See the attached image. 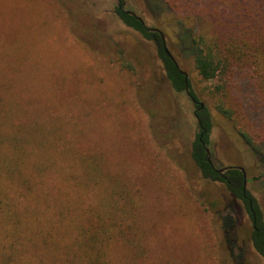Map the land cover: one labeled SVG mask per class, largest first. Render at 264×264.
I'll use <instances>...</instances> for the list:
<instances>
[{
	"label": "rangeland",
	"instance_id": "obj_1",
	"mask_svg": "<svg viewBox=\"0 0 264 264\" xmlns=\"http://www.w3.org/2000/svg\"><path fill=\"white\" fill-rule=\"evenodd\" d=\"M122 1L123 10L162 31L197 103L173 89L155 42L120 20L119 0H0V153L11 154L17 137L31 161L43 148L42 185L73 215L96 207L110 188L125 189L135 205L133 229L126 241L108 244L113 264H264L245 203L224 181L203 178L191 156L202 102L212 120L205 145L214 168L244 169L264 222V93L246 67L235 68L233 117L221 116L180 39L177 20L187 12L165 0ZM196 26L193 19L185 25ZM39 127L46 132L32 136ZM86 171L92 182L74 186ZM5 188L12 195L13 185Z\"/></svg>",
	"mask_w": 264,
	"mask_h": 264
},
{
	"label": "trees",
	"instance_id": "obj_2",
	"mask_svg": "<svg viewBox=\"0 0 264 264\" xmlns=\"http://www.w3.org/2000/svg\"><path fill=\"white\" fill-rule=\"evenodd\" d=\"M165 1L170 7L187 12L177 20L183 29L180 39L193 57L195 70L206 83L204 91L214 109L231 119L233 109L228 95L235 68L246 67L258 90L264 93V0ZM116 13L125 25L155 42L173 89L179 92L188 88L190 96L197 101L188 78L166 55L160 35L148 30L135 15L118 7ZM192 19L197 22L194 31L185 27ZM196 114L202 135L199 138V133L192 143V159L203 178L224 181L229 192L245 203L251 219H255L256 229L251 233L253 247L264 256V222L255 199L243 190V173L235 168L222 177L215 171L204 149L212 120L200 103ZM30 131L32 136L46 132L42 127ZM238 132L253 150L263 153L247 133L240 129ZM20 141L18 137L14 139L16 146L11 154L0 153V264H113L107 255L108 244L113 240L126 241L133 229L135 205L128 192L114 186L98 200L96 207L87 209L83 215H73L72 205L62 206L58 193L49 185H42L49 159L43 148L31 161ZM28 160L31 165L25 172L22 166L30 163ZM80 179L74 186L81 188L90 184L93 176L86 171ZM6 184L13 185L12 195L7 193ZM53 195L56 198L51 205ZM126 196L127 204H119V198ZM85 214L90 217L83 219ZM128 241L133 244L132 239Z\"/></svg>",
	"mask_w": 264,
	"mask_h": 264
},
{
	"label": "water",
	"instance_id": "obj_3",
	"mask_svg": "<svg viewBox=\"0 0 264 264\" xmlns=\"http://www.w3.org/2000/svg\"><path fill=\"white\" fill-rule=\"evenodd\" d=\"M126 12H128V13H130V14H135V13H134L133 11H131V10H127ZM139 19H140L141 21H143L140 17H139ZM150 29L153 30V31H156V32H158V33L160 34V37H161V40H162V44H163V48H164V50H165L167 56L170 57V59H172V61H174V63L179 67V65H178V63H177L175 57L172 55V53L169 51V49H168V47H167V45H166L165 38H164V34L162 33V31H161L160 29H158V28H153V27H151ZM180 71H181V73L185 76V78H187V73H186V71H184V70H180ZM185 91H186V93H188V88H186ZM188 94H189V93H188ZM200 104H201V106H203V103H202V102H200ZM194 115H195V117H196V119H197V122L199 123V120H198V118H197L196 111H194ZM202 143L204 144V142H202ZM204 149H205V152H206L207 160H208L211 164H213L212 161H211V159H210V151H209V148H208L205 144H204ZM231 168H236V169H239V170L242 171V173H243V178H244L243 190H246V185H245V183H246L245 171H244V169H243L242 167H239V166H230V167H221V168H214V169H215V171H217V172H222V171H224V170H226V169H231Z\"/></svg>",
	"mask_w": 264,
	"mask_h": 264
},
{
	"label": "flooded vegetation",
	"instance_id": "obj_4",
	"mask_svg": "<svg viewBox=\"0 0 264 264\" xmlns=\"http://www.w3.org/2000/svg\"><path fill=\"white\" fill-rule=\"evenodd\" d=\"M123 1L122 0H119V3H118V8H120V9H122V5H123ZM123 10V9H122ZM124 11H127V10H124ZM132 15H135L138 19H139V16H137L136 14H132ZM141 18V17H140ZM142 19V18H141ZM143 20V19H142ZM141 21V20H140ZM142 23H144V21H141ZM151 27H148L147 26V29L148 30H151L150 29ZM156 28V27H155ZM153 31V30H152ZM158 33V32H157ZM159 34V33H158ZM160 35V34H159ZM161 38V37H160ZM154 42V41H153ZM161 43H162V40H161ZM162 47H163V44H162ZM164 49V48H163ZM165 51V50H164ZM166 53V52H165ZM167 55V54H166ZM170 58V57H169ZM172 60V59H171ZM174 62V61H173ZM178 63V62H177ZM175 64V63H174ZM176 65V64H175ZM179 65V64H178ZM176 67L179 69V71L180 70H182L180 67H178L177 65H176ZM181 72V71H180ZM188 94V93H187ZM189 96H190V94H188ZM191 97V96H190ZM191 99H192V101L196 104L197 103V101L195 100V99H193L192 97H191ZM201 135H202V133H200V137L199 138H201ZM225 171H227V169L226 170H224V171H222V172H218L222 177H225L224 176V172ZM249 204H250V209L252 210V208H251V202L249 201ZM252 227H253V229H256V226H255V219L254 220H252Z\"/></svg>",
	"mask_w": 264,
	"mask_h": 264
}]
</instances>
